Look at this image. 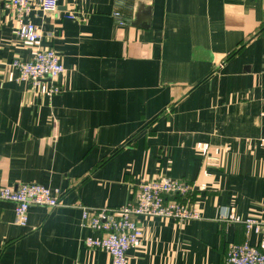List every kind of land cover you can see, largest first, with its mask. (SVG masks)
<instances>
[{"label": "crops", "instance_id": "crops-1", "mask_svg": "<svg viewBox=\"0 0 264 264\" xmlns=\"http://www.w3.org/2000/svg\"><path fill=\"white\" fill-rule=\"evenodd\" d=\"M9 1L0 190L38 183L62 203L32 205L22 226L0 198V264H112L85 245L101 232L82 226L83 208L128 204L141 180L160 177L193 183L202 217H139L128 264H226L244 241L264 250V228L244 222L264 223V0H58L30 16L39 43L19 38ZM39 48L61 55L58 93L11 65ZM232 212L241 221L222 218Z\"/></svg>", "mask_w": 264, "mask_h": 264}, {"label": "built area", "instance_id": "built-area-1", "mask_svg": "<svg viewBox=\"0 0 264 264\" xmlns=\"http://www.w3.org/2000/svg\"><path fill=\"white\" fill-rule=\"evenodd\" d=\"M7 7L14 12L19 38L39 43L41 33L30 20L36 8L44 12H56L58 0H10ZM115 16H120L116 11ZM76 18L75 15H68ZM123 24V22H120ZM11 65L17 69L21 81L34 85L44 81L52 82L50 93L61 91L55 79L64 72L61 55L53 48H39L31 59L15 58ZM195 186L180 179L160 177L144 179L137 184L134 199L118 207L83 208L82 226H89L101 232V236H88L84 243L89 248L107 250L112 264H128V251L137 246L144 235L138 223L139 217H157L184 222L201 218L195 199ZM0 198L14 203L16 220L25 226L29 222L32 205L54 208L60 206L61 193L58 190L38 184L24 183L18 187H3ZM224 220L241 221L235 214H222ZM247 232H261L264 223L254 218L244 220ZM226 264H264V250L249 241L233 243L225 256ZM76 264H81L77 262Z\"/></svg>", "mask_w": 264, "mask_h": 264}]
</instances>
